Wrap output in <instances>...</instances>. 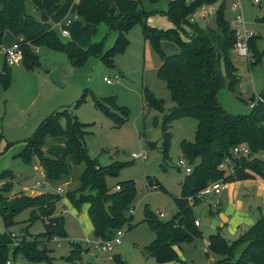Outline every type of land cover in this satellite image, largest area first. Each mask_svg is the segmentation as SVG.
Wrapping results in <instances>:
<instances>
[{"label":"trees","instance_id":"obj_1","mask_svg":"<svg viewBox=\"0 0 264 264\" xmlns=\"http://www.w3.org/2000/svg\"><path fill=\"white\" fill-rule=\"evenodd\" d=\"M42 1L31 0L38 11L43 10ZM140 1L114 0L113 9L104 0H78L76 14L84 23L95 26L94 32L104 24L109 30L118 33L113 47L104 51L103 42L93 43L87 49L80 48L74 42L62 43L47 22L41 23L26 12L25 0H0V47L3 35L10 32L20 42L22 63L27 68L37 64L33 49L39 47L64 53L74 66H81L89 56L100 58L112 66L113 56L123 53L127 48L126 33L134 25H141L144 41L160 57L157 76L167 84L174 104L169 113L164 114L162 121L165 159L168 158L171 136L168 130L171 121L179 117H190L197 123L194 141L180 143L181 156L192 165V171L180 184V197L174 199L176 215L165 222L151 211H144V222L148 223L156 236L146 252L160 264H188L179 258L174 247L201 236L192 210L201 200L196 199L191 206L187 199L195 197L210 182L222 180L231 184L255 177L264 181V159L257 156L264 152V89L259 95L262 101H258L248 115H230L217 100L218 92L226 82L231 90L239 82L231 58L236 41L235 32L226 20L225 3L220 4L215 12V27L203 29L189 18L203 6L214 5L218 0H172L164 14L175 30L163 31L147 24L148 14L142 9ZM56 8H47L46 14ZM260 21L264 23V17ZM177 33L184 38L175 36ZM255 40L254 36L251 37L248 46L255 56V64H258L264 57V51L258 53ZM162 41L174 43L179 49L178 54L166 55L160 49ZM8 69L5 64L0 73V82L4 88L9 87ZM143 95L150 108L165 112L163 103L149 90L144 89ZM97 105L101 104L97 102ZM100 107L105 115H111L104 106ZM123 120L119 119V123ZM87 127L78 122L77 117L68 110L54 111L41 122L34 136L25 142L18 157L28 166L37 160L45 172L46 181L51 183L68 178L73 166L83 165L78 186L67 192L66 199L77 210L88 204L94 238L109 239L114 231L122 229L126 224L129 229L132 228L125 213L134 200L135 185L133 181L122 182L117 185L120 189L116 191L106 187V177L114 175L122 165L101 167L97 160L89 157L84 142ZM47 139H52L53 144L45 150ZM240 144H245L250 154L247 157H232L231 150ZM227 158L232 167L229 173L218 168ZM13 178L14 175L8 171L0 174V182H3L0 216L4 228L8 230L16 225V216L24 210H30L29 225L17 237L19 244L14 251L9 249L12 246L9 237L11 233L0 234V264H7L10 254L13 259L21 255L28 263L53 264L47 244L54 238H66L65 219L55 216L61 197L56 193H42L35 197L21 193L7 196L13 187L10 181ZM149 185H153L151 181ZM158 186V189L164 191L163 187ZM35 220L44 222V232L32 238L28 229ZM70 244L71 250L66 260L90 264L82 262V254L88 250L78 243ZM208 252L218 257L214 264H264V214L232 243L219 233L210 235ZM114 261L125 264L117 257Z\"/></svg>","mask_w":264,"mask_h":264},{"label":"rangeland","instance_id":"obj_2","mask_svg":"<svg viewBox=\"0 0 264 264\" xmlns=\"http://www.w3.org/2000/svg\"><path fill=\"white\" fill-rule=\"evenodd\" d=\"M170 1L172 0L140 1L142 9L148 14L146 18L148 25L163 31L175 30L164 14ZM226 1V20L235 29V15L228 10L230 2ZM260 1V5H256L253 4V0H241L244 29L254 35L258 53L264 51V23L260 21L264 16V0ZM25 7L26 12L34 17L31 0H25ZM215 12H208L199 26L203 29L214 28ZM40 17L41 15L39 20ZM84 25L87 28L78 34L79 42L84 45L79 44L81 48L87 49V42H90L89 44L103 42L104 51L113 47L118 36L115 30H109L107 26L101 24L96 32H92L91 29H95V26ZM55 31L62 43L71 42L70 36L63 37L58 28ZM6 34L13 37L9 32ZM178 35L180 36L178 33L175 36ZM125 36L128 40L127 48L123 53H116L113 56L112 66L94 56H89L81 66H74L64 53L39 47L33 49L38 59L36 65L27 68L26 64L21 62L9 67V87L4 88L0 82V174L8 171L16 176L10 180L13 187L7 196L28 194L22 191L23 187L29 188V194L36 192L54 194L57 187H62L64 191L60 195L61 200L56 206V213L60 214L63 211L61 216L65 219L66 238H58V241L52 240L47 244L53 264H78L66 260L71 250L70 242L78 243L85 249L86 239L95 240L93 234L84 236L78 220L71 216L73 214L65 203L62 205L67 192L78 186L83 165L73 166L69 177L62 181L33 189V186L47 181L35 173L31 165L24 164L18 157L24 149L25 142L34 136L41 122L54 111L68 110L71 115L77 117L78 122L88 125L84 142L89 157L97 160L99 166L122 165L114 175L106 177L105 185L108 189L116 191V186L126 181H133L135 185L134 200L125 213V218L131 222L132 228L129 229L126 224L122 229L114 231L112 238L119 239L120 243L113 245L111 252L105 255L93 249L88 253L84 252L83 263L118 264L114 261L117 257L125 264H160L146 252V248L156 236L148 223L144 222V211L146 209L151 211L165 222L171 220L177 213L174 199L180 197V184L186 176L179 168V160L183 159L180 143L194 141L197 123L190 117H179L171 121L168 130L171 135L168 158L165 159L162 121L164 114H168L174 104L167 84L157 76L161 60L149 43L144 41L141 25H134ZM160 49L166 55L179 52L178 47L169 41H162ZM249 54L251 59L255 60L251 51ZM234 55L236 54L232 50V63L239 74V82L234 90L229 89L226 82L219 90L217 100L230 115H248L264 89V57L260 63L255 64V61L250 64L248 58ZM4 66V55L0 51V73ZM104 78L109 79L111 83L107 84ZM144 89L149 90L163 103L164 113L147 105L143 95ZM97 102L111 115H105ZM119 119L124 120L119 123ZM52 144V139H47L45 150ZM133 154L144 155L146 159H133ZM186 163L192 168L187 160ZM15 179L20 184L15 183ZM149 181L153 185H149ZM64 182L69 184L66 186ZM239 182L236 185H239L240 190L233 201L234 204L240 202L245 208L250 206L251 213L258 216L257 207L262 205V198L258 197L257 188L247 187L245 182ZM2 185L3 182H0V192H3ZM158 185L163 187L164 191L158 189ZM203 201L204 199L201 200ZM228 205L225 200L223 212ZM192 210L194 218L199 220L198 229L201 236L191 242H181L174 248L179 258L188 264H214L218 257L207 253L208 241L210 235H215L220 230L212 227L213 220L209 216L207 203H199ZM161 214L164 216L160 217ZM29 217L30 210L20 212L15 218L16 225L6 230L0 216V234L11 233L10 251H14L18 246L17 237H20L29 225ZM228 223V226L221 230V235L232 243L240 235H237L238 237L236 236L238 233L231 235V223ZM28 232L32 238L41 235L44 232V222L33 221ZM211 258L215 261H211ZM8 259L11 264H45L28 263L21 255H16L13 259L10 254Z\"/></svg>","mask_w":264,"mask_h":264},{"label":"crops","instance_id":"obj_3","mask_svg":"<svg viewBox=\"0 0 264 264\" xmlns=\"http://www.w3.org/2000/svg\"><path fill=\"white\" fill-rule=\"evenodd\" d=\"M104 1L106 3H108V5L111 8L115 9L114 0H107L109 2H107L106 0H104ZM226 2H227L226 0H220L219 2H217L214 5L204 6L203 8L200 9L201 10L200 12L197 11L194 15H192L190 17L191 19L190 18L189 19L191 22L197 23L199 25L202 18L204 16H206V14L208 12L209 13H212L213 11L215 12L217 10V8L220 6V4H222V3H225V7H226ZM260 3H261V1L259 2V4H256V5H260ZM77 4H78V0H43L42 1L43 10H41V11L36 10L34 8L33 4H32V7L34 10L33 12H35L34 17L37 20H39V15H41L42 12H45V14H46L47 8H49L51 6H56L57 7L56 10H52L48 15L46 14L47 19H48L47 23L54 30L58 28L60 33H61L62 29H65L68 32L67 37H69V36L71 37L70 38L71 42L76 43L78 46H79V44L81 46H84V45H82V43L79 42L78 34L84 28H87L84 25V24L87 25V23H84L77 16V14H76ZM253 4H255L254 0H253ZM228 10L231 13H233L234 15H236V13L234 11L230 10V6L228 7ZM234 19H235V16H234ZM78 20H80V21H78ZM150 22H151V20H150ZM231 27H232V24H231ZM91 30H92V32H94L95 29L92 28ZM6 33L3 35L2 44L0 47V51H2L3 55H4V50L11 47L17 40V38L15 36H13L12 34L11 35L13 37H9V35H7ZM4 38H5V41H4ZM86 41H89V40H86ZM87 43L88 44H86V45L89 47L91 44H89L90 42H87ZM82 49H84V48H82ZM234 56H236V55H234ZM237 76L239 79V74ZM31 166H32L33 171L35 173L41 175L46 180L45 172L42 170V168L40 167V165L37 161H34ZM14 177L16 178L15 175H14ZM242 182H245L247 187L254 186L255 188H257V195H258V197L262 198L261 199L262 205L257 207L258 216L251 213L252 209L250 206H249V208L248 207L245 208L243 206V204H241L240 202L237 203L236 205L234 204L233 201L236 198V196L238 195L239 190H240L239 185H236L238 182H234V183L229 184L228 188L223 190L219 196H211L207 199H204L203 202H200L203 204L207 203L209 216L212 217V220H213V226L212 227L214 229H219L220 235H221V230L225 229L228 226V224H229L228 222L231 223V226H230L231 230H232L231 235H235L236 233H238V234H236V236L241 235L249 227H251L257 221V219L260 218V216L262 214H264V182H263V180H261L258 177H255L252 180H246V181H242ZM15 183H19L17 181V179H15ZM47 183L53 184L51 182H47ZM68 184H69V182H64V185L67 186ZM239 184H240V182H239ZM24 188H27V187H23V189ZM57 188H62V187H57ZM41 194L42 193H40V192H36V193L25 194V195L29 196V197H35V196H38ZM225 200L229 203V205L226 207V209L223 212L222 206H223V203ZM62 201H63L62 205L65 203L67 205V208L69 209L70 213L73 214V215H71V214L70 215L73 216L76 220H78L79 226L81 227V230H82L84 236H88L90 234H93V226H92V223H91L89 215H88L89 205L88 204L82 205L80 210H77L70 204V202L67 199H64ZM61 213H62V211H61ZM61 213L60 214L56 213L55 216H61ZM196 223H197L196 224L197 227L199 228L200 223H199L198 219H196ZM228 230L230 232L229 227H228ZM223 238L225 239V237H223ZM86 240H88V239H86ZM225 240L228 241L227 239H225ZM85 249L90 251V249L88 247H86ZM97 258H99V256H97ZM210 260L215 261L214 258H211ZM166 264H177V263L171 262V263H166Z\"/></svg>","mask_w":264,"mask_h":264},{"label":"built area","instance_id":"obj_4","mask_svg":"<svg viewBox=\"0 0 264 264\" xmlns=\"http://www.w3.org/2000/svg\"><path fill=\"white\" fill-rule=\"evenodd\" d=\"M194 0H188V2H192ZM229 6H230V10L234 11L236 13L235 15V44L233 46V51L235 52V54L237 56L240 57H246L249 60V63L253 64L254 60L251 59L250 56V51H249V46H248V40L253 37V34L248 33L245 29H244V21H243V17H242V9H241V0H228ZM255 4H259V0H254ZM204 7V6H203ZM202 7V8H203ZM69 23V22H68ZM61 34L63 35V37H67L68 36V32L65 29L61 30ZM20 42L16 41L11 47L7 48L4 50V62L8 67H12L15 65H18L22 62L23 60V53H22V49L20 47ZM104 81L107 84H110L111 81L109 79L104 78ZM258 101L261 102L262 99L259 97ZM258 103V102H257ZM255 105H253L252 107H254ZM251 107V108H252ZM232 157L238 158V157H247L250 154L249 148L245 145V144H240L238 146H235L231 152H230ZM259 158L263 159L264 157V152L260 153L259 155H257ZM133 159H140V160H145V156L144 155H132ZM179 168H181L184 173L186 175L190 174L192 171V168L190 166L187 165L186 160L185 159H180L179 160ZM219 170H223L226 171L227 173L232 171V167H231V162L230 160L227 158L225 159L220 165H219ZM49 184L46 182L44 184H37L35 186H33V189H39L41 186H48ZM228 183L220 180V181H216V182H210L207 184V186L202 189L195 197H189L187 199V201L189 202V204L192 206L195 202V200H203V199H207L211 196H219L223 190L228 188ZM120 187H116V190H119ZM24 192L29 194V188H24L23 189ZM64 191L62 188H57L56 189V194L61 195L63 194ZM217 204V203H216ZM215 204V205H216ZM133 210L130 211V213H132ZM63 213V211H62ZM164 215H160V217H163ZM197 224V223H196ZM54 241H58L57 238L53 239ZM120 241L119 239H113L112 237L109 239H101V238H95L94 241L91 240H86V245L87 247L91 250H97L100 252V254H107L109 252L112 251V247L113 245L119 244ZM206 251V250H205ZM7 264H11L10 259L7 261Z\"/></svg>","mask_w":264,"mask_h":264},{"label":"water","instance_id":"obj_5","mask_svg":"<svg viewBox=\"0 0 264 264\" xmlns=\"http://www.w3.org/2000/svg\"><path fill=\"white\" fill-rule=\"evenodd\" d=\"M47 16H46V14H45V12H42L41 13V17H40V22L41 23H46L47 22Z\"/></svg>","mask_w":264,"mask_h":264}]
</instances>
